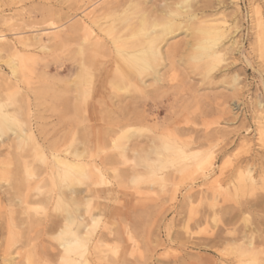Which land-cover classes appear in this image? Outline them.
<instances>
[{
	"label": "rangeland",
	"instance_id": "rangeland-1",
	"mask_svg": "<svg viewBox=\"0 0 264 264\" xmlns=\"http://www.w3.org/2000/svg\"><path fill=\"white\" fill-rule=\"evenodd\" d=\"M89 1L0 0V264H61L67 210L92 225L90 264H240L242 243L264 254V0L92 7L125 5L113 25L129 26L118 46L131 50L145 17L158 37L145 70L83 39ZM66 150L93 181L63 186L76 171L53 156Z\"/></svg>",
	"mask_w": 264,
	"mask_h": 264
},
{
	"label": "bare ground",
	"instance_id": "bare-ground-1",
	"mask_svg": "<svg viewBox=\"0 0 264 264\" xmlns=\"http://www.w3.org/2000/svg\"><path fill=\"white\" fill-rule=\"evenodd\" d=\"M101 1L102 0H96L95 2L94 1L92 2L90 0L86 4V8L82 12L84 14L83 15L84 18L87 19L86 23L88 25V27L86 25L83 27V30H85V33L83 34V36H84L83 39L84 40H86V39L94 40L95 43L94 42H89L90 40H88V43H94V46H93L94 49L95 48L99 49L100 47H102V48L108 47L109 44L110 45H116V48L120 49V50H118V55H119V57H121L120 58L121 60L119 59V61H116L115 67L117 66L120 69L126 68V67H136L137 69H140V70H145V69L151 68L152 62L154 61V57H155V55H157L156 52L158 50V48H157V46H158L157 45L158 37L154 36L155 32L153 31V29L151 27L150 28H146V27L143 28V25H144L145 20H146L145 17L143 16L142 19H141L142 28H140V29L138 28L137 29L138 31L136 33V36H142V40H136L135 41L136 43H138L137 45H140L139 47H136L138 49L131 50V49H128V48L124 47L123 45H120V47H119L118 46L119 43L120 44L130 43L129 42V38H128L129 29H130L129 26L127 25L123 29L119 28L120 29L119 30L118 28H115V26L113 25L115 20H116L115 18L119 17V16H117L119 8H121V7L125 6V5L123 3H121V2L117 3V2H110L109 1V3L106 2V3H104L102 5L101 11L94 12L93 11L94 9L91 10L92 7L96 6V4L100 3ZM123 25H126V24H122V26ZM93 28L96 29L95 31H99L102 34H105L107 36V38H109V37L110 38L109 39L106 38L107 39L106 40V39H103V38L99 37L98 36L99 33L98 32H97L98 34L94 33ZM73 30H74V28L72 27L71 31H73ZM76 30H77V28H76ZM166 30H167V28H166ZM139 31H141V32H139ZM130 32H131V30H130ZM133 33H134V31H133ZM102 39H103L104 43L102 42ZM84 40H82V41H84ZM198 47H199V45H198ZM81 55H83V53ZM211 55H217V51H213L211 53ZM211 55H210V57H211ZM128 78H130V77L125 75V74H121V76L119 78H117V79H119V81L121 80L122 82L123 81L127 82ZM118 83L120 84V82H118ZM28 133L26 134L27 138H32L31 134H28ZM164 148L166 149L165 151L173 149V148H170L169 146L168 147L165 146ZM151 153H154L156 155H160L161 154L159 149L157 150L156 148H152L151 149ZM174 153H177V152H174ZM68 155H70V153H68V151L66 150V153L63 154V155H60V156L55 155V156H53L55 162H57L59 165H62L64 170H75L76 171V175H74V176L72 174H70L69 172H64L63 174H61V182L64 183L63 186H65V184H67V185L71 184L75 180L93 181V177H91V175L88 174V172L85 170V167L81 166V164H79V163H77L75 161L70 160ZM192 155H194V154H192ZM181 156H183V155L181 154ZM190 156L191 155H189V157ZM189 157H188V159H189ZM179 158H178V160H179ZM192 158H196L197 159V156H194ZM157 159H152L151 158L150 161H148V164H150V165L153 164L154 165L157 162ZM183 159H185V158H183ZM183 159H181V160L184 161ZM186 160L187 159H185V161ZM161 163L162 162L159 161V164H161ZM70 194H71V197H73V195H75L76 192L70 189ZM63 200H64V198H62V197H58L57 198V206H60V208L62 207L60 205V202H63ZM67 204H68V202H67ZM64 206H65V204H64ZM84 206L86 207V213L89 214L90 213L91 203L89 201H87L84 204ZM64 222L66 223L65 232H62L60 234L61 236H59L57 238L58 246L61 249V255L59 257V262H61V264H90V262L86 259V253H87L86 244L89 241V234H90V232L93 229L92 225L84 223V222H78L76 220V218H75V215L72 214V212H70L68 210H67V213H66V215L64 217ZM240 248H241L240 251H239V257L241 259L240 260V264H264V254H262V252H260V253L256 252L254 247H252L251 244H250L249 247H246L242 243L240 245ZM95 250H97L96 246H95ZM112 254L113 255H117L118 253L117 252H112ZM76 255H78L79 257L84 259L83 263H80L78 260H76V257H75ZM118 256L119 255H117V257ZM100 257H102V256H100ZM28 258H30V257H28ZM104 258H106V257L104 256ZM118 260L117 261L115 260V261L120 263V259H118ZM112 264H115V262L114 263L112 262Z\"/></svg>",
	"mask_w": 264,
	"mask_h": 264
}]
</instances>
